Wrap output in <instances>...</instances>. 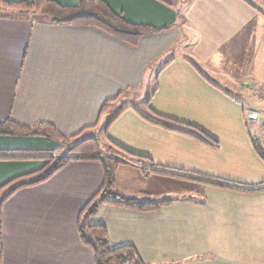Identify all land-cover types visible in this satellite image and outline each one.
Wrapping results in <instances>:
<instances>
[{
    "label": "crops",
    "instance_id": "1",
    "mask_svg": "<svg viewBox=\"0 0 264 264\" xmlns=\"http://www.w3.org/2000/svg\"><path fill=\"white\" fill-rule=\"evenodd\" d=\"M105 1L128 21L160 30L132 45L91 25L0 7V121L46 123L72 137L104 128L121 110L97 151L117 149L127 159L113 156L120 161L113 192L174 201L148 212L104 204L88 224L105 226L112 247L133 244L148 264H264V158L254 140L255 156L244 162L209 150L219 142L212 145L207 133L195 137L150 120L168 117L152 106L158 92L234 101L230 94L240 89L264 100V0ZM108 138L148 159L128 156ZM2 152L28 157L0 159V187L41 169L44 156L63 146L43 136L0 135ZM103 183L98 159H73L6 199L2 264H96L78 220Z\"/></svg>",
    "mask_w": 264,
    "mask_h": 264
},
{
    "label": "trees",
    "instance_id": "2",
    "mask_svg": "<svg viewBox=\"0 0 264 264\" xmlns=\"http://www.w3.org/2000/svg\"><path fill=\"white\" fill-rule=\"evenodd\" d=\"M0 6L16 12H41L49 15L54 23L91 25L132 45L137 44L142 35L160 30L148 25L135 24L128 21L122 14L115 12L105 0H77V4L73 6L62 5L55 0H30V2H8L0 0ZM108 103L109 102L104 104L102 112L107 111V109L111 107V104ZM120 111L121 110L115 112L113 115H111L112 113L110 114L111 116H109L108 123L104 127L105 129L109 127ZM159 117L160 116H158V118ZM160 118V120L149 119L156 125L166 129L193 135L172 125L176 122L174 119L168 117ZM191 127L196 128L193 126ZM0 135L43 136L56 140L61 145L65 144L67 141V137L62 135L54 126L50 124L39 123L35 126H28L19 124L9 118L0 121ZM109 141L128 156H132L138 160L148 159L145 156L126 150L111 139H109ZM212 141V145L214 144L217 146L218 141L214 139H212ZM254 146L257 153L264 158V151L258 141L254 140ZM98 149L99 143L96 137L84 139L73 148L75 155L63 154L55 157H52L51 155L44 156L46 163L41 169L29 174L18 176L1 186L0 238L2 230V204L6 199L21 188L33 186L48 180L58 170L63 168L73 159L95 158L98 159L103 166L104 183L100 190L90 199V201L87 202L80 212L78 220V231L80 237L86 245L93 249L96 264H148L140 257L137 248L133 244H124L112 247L109 244L106 227L103 225L88 224V221L98 212L100 206L104 204H111L132 210L148 212L156 211L164 206H167L171 204L174 199L144 201L135 197H125L114 193L112 186L115 181V174L120 161L112 156L99 155L97 152ZM2 153L3 154H0V159H23L28 157L23 154L16 155L11 154L10 152ZM0 264H2L1 249Z\"/></svg>",
    "mask_w": 264,
    "mask_h": 264
},
{
    "label": "rangeland",
    "instance_id": "3",
    "mask_svg": "<svg viewBox=\"0 0 264 264\" xmlns=\"http://www.w3.org/2000/svg\"><path fill=\"white\" fill-rule=\"evenodd\" d=\"M3 11L7 12V8H3ZM0 12H2L1 9ZM236 91L237 93L230 94L234 101L227 100L224 95L216 93L187 96L180 92H166L165 94L158 92L152 101V106L166 112L165 115L174 119L176 122L172 125L195 135V137L206 139V133L211 135L219 142V146L209 149L212 152L243 158L244 162H249L252 160V156H255L253 140L257 139L264 151V100L249 91L240 89ZM192 99L194 100L192 101ZM109 111V113L114 112ZM250 113L255 114L256 117L251 118ZM110 125L106 129L98 126L87 130L84 134L67 137V141L62 145L63 152L59 155H75L73 148L82 140L90 137L104 141V134ZM190 125L198 129L192 128ZM112 130L114 129L110 128V135ZM102 152L104 153L105 150ZM109 154L112 157L124 158L117 149L114 153ZM132 162L135 161L132 160Z\"/></svg>",
    "mask_w": 264,
    "mask_h": 264
},
{
    "label": "water",
    "instance_id": "4",
    "mask_svg": "<svg viewBox=\"0 0 264 264\" xmlns=\"http://www.w3.org/2000/svg\"><path fill=\"white\" fill-rule=\"evenodd\" d=\"M251 118L253 117V118H255L256 117V115L255 114H253V113H250V115H249Z\"/></svg>",
    "mask_w": 264,
    "mask_h": 264
},
{
    "label": "built area",
    "instance_id": "5",
    "mask_svg": "<svg viewBox=\"0 0 264 264\" xmlns=\"http://www.w3.org/2000/svg\"><path fill=\"white\" fill-rule=\"evenodd\" d=\"M264 98V97H263Z\"/></svg>",
    "mask_w": 264,
    "mask_h": 264
}]
</instances>
